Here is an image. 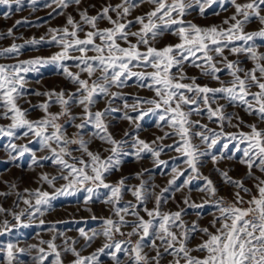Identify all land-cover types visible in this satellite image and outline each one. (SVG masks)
<instances>
[{
	"label": "snow or ice",
	"instance_id": "1",
	"mask_svg": "<svg viewBox=\"0 0 264 264\" xmlns=\"http://www.w3.org/2000/svg\"><path fill=\"white\" fill-rule=\"evenodd\" d=\"M14 2L19 10L23 0ZM35 2L31 0V3ZM12 3L13 0H0V5L9 8ZM80 3L81 0H47L45 7L55 6L54 14L62 15L65 9L72 5L78 7ZM143 3L153 5L152 10L129 19ZM225 3L235 8V13L223 21L227 27H201L185 19L194 9L198 10L201 17H206L207 10L214 4ZM262 12L264 0H248L243 4L237 3V0H120L116 5H104L95 16L88 15L87 9L79 11V21L68 15L65 27L48 30L51 36L48 41L41 37L40 40L33 38L26 42L32 46L45 42L57 46L60 51L50 57L18 60L12 65L0 64V119L11 121L7 126H0V136L13 140L29 137L30 143H39V150L50 154L37 159L35 151L28 145L11 143L8 147L16 154L12 158L31 153L33 164L39 166L40 160H50L61 173L59 177L52 178L41 175L40 179L53 188L51 193L41 188L34 191L25 189L23 195L17 193V204L22 200L26 206L20 212L9 213L0 207V214H10L16 222V225L7 219L0 222V235L12 231L15 226L29 227L25 219L30 222L44 216L58 197L83 192L87 194L85 204L96 197L100 202L111 205L112 217L102 219V231L94 230L88 235L84 229L78 230L86 240L85 247L91 246L98 236L105 238L102 247L91 255L81 256L75 248L77 241L71 244L65 241L62 251L75 257L71 264H100L99 257L105 254L106 249L111 250L113 264H124L118 254L126 258V264H162L168 257H172L168 264H264V179L256 177L252 171L255 167L264 173V128L256 123L245 124L238 114L226 112V106L219 103L225 100L234 108L242 107L248 115H255L264 123V52H260L255 43L256 40H264V27L257 31H245L254 19L264 26ZM103 20H107L111 27L99 28L98 24ZM20 23L17 21V24ZM136 25L139 28L133 31ZM85 26L90 30H86ZM166 33L177 37L178 42L156 47L158 39ZM12 36L13 29H9L6 36L0 34V39ZM22 47L24 45L13 43L0 49V57L18 58ZM225 51L237 57L245 56L252 62V67H243L238 59L229 60ZM49 63L57 64L62 74L76 86V91L61 89L59 92L31 93L47 99L39 105H32L44 115L30 120V110L18 103L29 94L26 75ZM185 66L200 69L202 76L210 77L220 86L213 88L208 84L197 83L195 76H188ZM73 67L78 71H70ZM222 72H226L231 79L222 80ZM83 74L87 75V79L81 78ZM129 81H133L138 88H147L154 96H133L130 103L129 98L119 91L129 87ZM113 88L118 91H112ZM254 88L256 91H253ZM99 99L107 100V106L93 111ZM115 101L122 102L123 110L112 106ZM54 105L60 107L58 113L49 111ZM73 107H80L81 114H73ZM129 109L135 115L130 114ZM116 112H122L120 119L135 125L134 130L125 131L124 138L120 140L109 130L108 118ZM193 116L201 120L206 117L209 122L216 123L219 130L208 127L201 120H193ZM62 117H67V124L77 130L71 136L67 127L59 122ZM145 117L156 118L155 127L163 132L162 136L150 142L140 138V122ZM77 120L80 122L77 123ZM225 124L237 129L243 125L249 131L225 132ZM85 129H91L88 139H85L88 135ZM31 137H35V141ZM197 139L199 143L194 142ZM94 140L109 145L103 149L108 153L107 156L100 151L90 150ZM164 140L173 142L164 144ZM221 141H224L222 149L227 150L229 144L234 143L235 151L242 152L239 162L248 169L246 178L255 181V194L245 186L243 179H233L228 172L216 169L220 171L224 182L236 189L234 200L226 201L218 196L213 181L200 171L205 163L203 157L210 156L213 164L225 159L223 152L212 154V149ZM72 145L77 147L72 148ZM170 151L180 154L179 157H172L171 161L175 163L181 160L186 167L181 169L176 164L170 168V172H161L172 178L159 194L155 193V185L149 186L144 180L138 186H127L124 178L115 184L107 182L113 171H119L126 156L140 160L148 155L153 158L157 168L168 169L170 162L160 157ZM74 152L81 155L76 156ZM141 175L138 173L137 178ZM180 177L185 178L177 184ZM57 179L66 183L56 188ZM200 179H203L204 184L195 190L204 193L207 199L197 204L190 200V196H185L183 203L194 209L214 208L216 212L210 225L213 231L201 227L198 220L191 223L186 221L184 209L174 212L163 210V205L174 192L188 188L191 193V182ZM100 189L106 190L103 197L99 194ZM165 192L170 195L164 196ZM125 193H130L135 202L121 204ZM241 193L250 198L245 200ZM153 197L154 207L149 209L147 204ZM245 204L247 207H244ZM141 212L145 213L147 219ZM93 219L97 217L93 216ZM44 223L41 219L40 225ZM126 227L131 231L123 232L122 229ZM197 233L201 234V241L195 247H190ZM115 234L126 236L127 239L115 241ZM133 236L137 237L134 242L131 239ZM54 240L40 241L47 250L37 245L29 246L28 251L38 253L32 258L33 264H45L49 256L52 257L50 264H63L61 246L55 244ZM145 249L155 254L150 255ZM5 251L7 264H13L17 259L16 253H23L26 249L9 243ZM193 252L200 255H193Z\"/></svg>",
	"mask_w": 264,
	"mask_h": 264
},
{
	"label": "rangeland",
	"instance_id": "2",
	"mask_svg": "<svg viewBox=\"0 0 264 264\" xmlns=\"http://www.w3.org/2000/svg\"><path fill=\"white\" fill-rule=\"evenodd\" d=\"M248 2V0H237V3L243 4ZM47 0H36L35 4L31 3V0H23L22 4L19 6V10H17V5L14 0L11 8L7 5H0V34L6 36L9 29H13V36L7 37L4 39H0V49L7 48L11 46L13 43L17 45H24V47L20 50V55L18 58H3L0 57V64L3 65H12L19 61L32 59L35 57H50L56 52L60 51V49L55 45H50L48 43H41L36 46H32L27 44L26 42L35 38L36 40H40L41 37L48 41L51 39L49 34V29L51 28H63L66 26L68 15H72L75 20L79 21V11H83L87 9L88 15L95 16L102 9V7L108 3L112 5H116L120 3V0H81L80 5L77 7L76 5H72L69 8L63 11L62 15H55L54 9L55 6L49 8L45 7ZM153 5L149 3H143L139 8L135 9L132 13V16L129 19L135 18V16L142 15L150 10H152ZM213 12H218V15H213ZM52 13V15H50ZM235 13V8L231 6V4L225 3L223 5L214 4L212 8L207 10L206 17H201L198 10H192L191 14L186 16L185 19L187 21H191L201 27H207L211 25H218L227 27V25H223V21L229 17H231ZM264 15V12L261 13ZM113 19H115V14L113 13ZM17 21H21L22 23L17 24ZM99 28H107L111 27L107 20L100 21L98 24ZM261 26L258 20H253L252 23L248 24L245 28L246 32H252L259 30ZM86 30H90L85 26ZM139 25H136L132 28L133 31L138 30ZM81 38H83V33L80 34ZM98 42V41H97ZM133 42L134 39H133ZM178 42L177 37L171 34H165L163 37H160L156 42V47L160 48L166 44H175ZM239 43V42H238ZM256 45L258 46V50L260 52H264V40H256ZM143 50V49H142ZM228 56L229 60H240L241 65L245 68H251L252 62L247 60V58L243 55L237 57L231 55L227 51L224 53ZM92 55V53H89ZM70 71L77 72L78 69L71 68ZM151 71V69H149ZM175 71V69H173ZM185 71L187 72L189 77L195 76L197 78V83L203 85L208 84L210 87H219V83L210 79V77L202 76L200 74V69L194 67L185 66ZM99 75V73H97ZM222 80L228 81L231 79L226 72L220 73ZM82 79H87V75L83 74L81 76ZM26 79L28 81L26 88L29 92L27 96L23 99L19 100L18 103L24 109L30 110L29 119L36 120L44 115V113L39 108H32V105H39L43 103L47 97L40 95H33V92H48L51 90H55L59 92L61 89L66 92H75L76 86L69 82V80L62 74V70L55 63L45 64L39 67L38 71L29 72L26 75ZM188 81H185L187 83ZM129 87H125L123 89H119L122 93H124L131 103V97L139 96L144 98H152L154 93L149 91L147 88L141 89L136 86L133 81H129ZM112 91H118V89L113 88ZM253 91H256L254 88ZM30 102V103H29ZM220 104H224L226 106V112L238 114L239 117L243 119L245 124H253L256 123L260 128H264V123L259 121V118L255 115H248L242 107H232L225 100H220ZM107 106V100L99 99V102L92 109L93 111L102 110ZM116 108H121L123 110V105L121 101H115L112 105ZM215 108L216 105H213ZM52 113H58L60 111V107L58 105H54L49 109ZM82 109L80 107H73V114H81ZM129 113L135 115V113H131L129 109ZM122 112L111 113L108 118L109 130L115 136L117 140L124 138L125 131H133L135 128L134 124H130L126 120L120 119V115ZM67 117H62L60 119V123L67 127L68 134L71 136L77 130L74 127H71L67 124ZM193 120H201L200 117L193 116ZM155 117H145L143 121H141V130L139 136L141 139L146 141H152L157 136H162L163 132L155 127ZM77 123L80 121L77 120ZM11 121L8 119H0V126H7ZM201 123L207 124L208 127L217 129V124L214 122H209L207 118L201 120ZM233 124L236 123L235 120L232 121ZM239 130L244 132H248L249 128L245 126H241L240 129L235 127L228 126L225 124L224 131L229 133H235ZM22 131V130H21ZM88 135L85 136V139H88L91 134V129L84 130ZM165 131H170V129H165ZM19 135V133H18ZM33 141H35V137H31ZM29 137H22L20 139H10L7 136H0V193H6L7 195H0V207L8 210V212H20L25 209L26 206L23 204L22 200L17 204V193L21 195L24 194V190L28 189L30 191H34L37 188H41V190L52 192L53 188L49 187V185L43 182L40 177L42 174H46L49 178L59 177L61 173L57 170V166L53 164L50 160H40V165L37 166L32 163V155L31 153H25L24 156H17L16 159L12 157L16 155L12 153L9 149V144L16 143L17 145H28L30 149L35 151L37 159L41 157L50 155L47 151H40L39 143L29 142ZM172 140H164V144H171ZM195 143H199V140H195ZM131 143V141H129ZM224 141H221L217 144V146L212 149V154H218L219 152H223L225 159L219 160L216 164L212 163L211 157H203L204 166L200 168V171L204 176H207L211 179L214 185L218 189V196L223 197L226 201L234 200V193L236 191L235 188L226 184L223 178L220 175V171L228 172L229 176L236 180H244L245 186L250 188L253 194L256 193V189L254 187L255 181L251 179H247L248 169L246 165L241 164L239 161L242 158V152L235 151V144L230 143L227 150L221 148V145ZM72 148H76V145H72ZM109 147V145L101 144L99 140H94L90 145V150L92 151H100L104 156H107L108 153L104 152L103 149ZM241 148L244 145H240ZM203 150V149H202ZM74 155L80 156L81 153L74 152ZM180 154L176 152H167V154H162L160 159L169 161V168H157L153 163V158L151 156L146 155L143 159L137 160L133 156H126L122 160V164L120 166L119 171H113L111 175L108 176L107 182L115 184L121 178L125 179V184L127 186H138L141 180H144L147 185H155V193L159 194L162 188L168 186V181L172 178L171 175H162L161 172H170V168L176 166V164L180 165V168L183 169L186 167L182 163L181 160L175 161L173 163L171 161L172 157H179ZM227 157H231L230 159ZM87 159V157H85ZM219 169L220 171H217ZM149 170V171H145ZM253 174L256 177H260L264 179V173H261L255 167L252 169ZM142 173L140 178H137V174ZM187 175V173H185ZM185 177H180L177 180V184H180ZM66 181L57 179L55 182V187L59 188ZM204 184L203 179L193 180L191 182L190 187L193 189L191 193H189L188 188H183L182 191L174 192L171 198L168 199V202L163 205L164 211H179L184 209L186 214L184 219L191 223L192 221H199L201 227H208L210 231H213L211 228V221L213 220V213L216 212L214 208L205 207L203 209H194L189 208L187 205L183 203L185 196H190V200L196 202L197 204L201 203L203 200L207 199L206 195L202 192L196 191L195 189L202 186ZM9 185H15V188H10ZM105 189H100L99 194L101 197L105 194ZM86 193L79 192L74 196H61L52 202L53 207L48 210L44 216L37 217L32 221H28L25 219V223H29V227H19L15 226L12 231L5 232L0 235V264H7L6 260V246L9 243L16 244L19 248L26 249L23 253H16L17 259L13 262V264H33V257L37 256L38 253L36 251H28L30 245H37V247H45L46 245H41L40 241H50L55 238V244L61 246L64 245L67 240L69 244L72 241H77L75 244V248L77 251H80L81 256L87 257L92 253L96 252L97 249L101 248L102 245L106 242L105 238L101 235L98 236L95 240L91 242V246L85 247L86 240L79 233V229H84L88 235L95 231H102L101 221L103 218L112 217V206L108 204H104L100 202V199L96 197L93 198V201L85 204L84 200L86 197ZM168 192L164 193V196H169ZM244 196V199L247 200L250 197L241 193ZM129 201H134V197L130 193H125L121 204H125ZM155 198L147 204L149 209L154 207ZM247 207V204L244 205ZM141 215L147 219L145 213L141 212ZM93 216L97 217V219H93ZM115 218V217H113ZM7 219L12 225H16V222L13 220L12 215L10 214H0V222ZM44 220V225H40V220ZM126 219H133L132 217H126ZM219 226V225H217ZM54 229V231L49 230ZM123 232L131 231L130 228H123ZM201 234L197 233L194 238L190 242V247H195L201 241ZM115 241H121L127 239L126 236H121L119 234H115L113 236ZM133 242L137 239V237L133 236L131 238ZM159 243V242H157ZM47 250V248H46ZM111 250H105V254L100 255L99 261L100 264H113V261L110 257ZM145 251L149 252L150 255H154L150 249H145ZM120 259L124 264H126V258L122 254H118ZM193 255H200V253L193 252ZM75 259V257L71 253H64L62 251V260L63 264H71V262ZM172 259V257H168L166 260L162 261V264H168V262ZM52 257L49 256L48 260L45 261V264H50ZM183 264V262H182Z\"/></svg>",
	"mask_w": 264,
	"mask_h": 264
}]
</instances>
